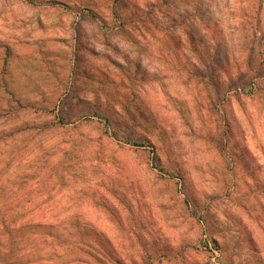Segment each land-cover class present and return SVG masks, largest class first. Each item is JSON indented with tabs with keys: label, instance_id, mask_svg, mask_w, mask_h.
<instances>
[{
	"label": "rangeland",
	"instance_id": "374dc122",
	"mask_svg": "<svg viewBox=\"0 0 264 264\" xmlns=\"http://www.w3.org/2000/svg\"><path fill=\"white\" fill-rule=\"evenodd\" d=\"M17 102L0 134L56 127L0 146L5 195L89 264H264V0H0Z\"/></svg>",
	"mask_w": 264,
	"mask_h": 264
},
{
	"label": "trees",
	"instance_id": "16d2710c",
	"mask_svg": "<svg viewBox=\"0 0 264 264\" xmlns=\"http://www.w3.org/2000/svg\"><path fill=\"white\" fill-rule=\"evenodd\" d=\"M252 89V86L249 89L242 88V92L243 94L251 93ZM23 108L24 106L17 102L14 110L11 108H8L7 111L0 110V121L11 120L17 115V111L20 112ZM38 112L45 114L43 109H38ZM60 124L62 123L59 122L57 125ZM54 127L56 124L53 122H41L31 127H17L10 130L8 134H0V146L8 147L5 141L8 139L13 143L17 141L19 136L23 137V140L19 142L20 145H26L28 135L34 139ZM110 131L117 133L113 126ZM124 139L135 146H143L141 143L136 144V142L131 141L129 136ZM17 154H19L17 150H11L6 157L0 158V264H89L88 257H91L89 246L85 244L79 246L78 243L74 242V238H61L56 231L60 227L59 224L35 221L40 211L38 206H33L30 201L29 204L23 206L22 204L21 206L11 205L9 202L11 200L16 202L19 201V198L24 199L25 197L22 196L21 198L13 188L10 192L12 195L7 196L2 188L3 184L8 182L6 175L8 167L18 158ZM153 161L160 171L167 172L155 154H153ZM25 168L23 178L25 176L26 179L35 178L42 169L37 161L26 163Z\"/></svg>",
	"mask_w": 264,
	"mask_h": 264
}]
</instances>
